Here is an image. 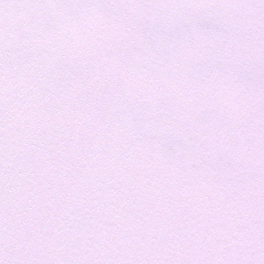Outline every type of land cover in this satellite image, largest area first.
<instances>
[{"label": "snow or ice", "instance_id": "obj_1", "mask_svg": "<svg viewBox=\"0 0 264 264\" xmlns=\"http://www.w3.org/2000/svg\"><path fill=\"white\" fill-rule=\"evenodd\" d=\"M0 264H264V0H0Z\"/></svg>", "mask_w": 264, "mask_h": 264}]
</instances>
